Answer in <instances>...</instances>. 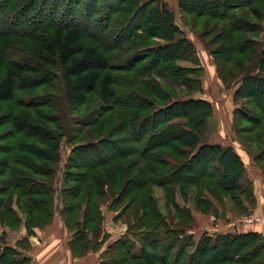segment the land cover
Listing matches in <instances>:
<instances>
[{
  "label": "rangeland",
  "instance_id": "obj_1",
  "mask_svg": "<svg viewBox=\"0 0 264 264\" xmlns=\"http://www.w3.org/2000/svg\"><path fill=\"white\" fill-rule=\"evenodd\" d=\"M5 1L6 3L10 1V4H4V9L0 8V21L4 22H0V77L4 75L6 69L14 61L24 57L33 60L37 54L36 36H39L42 30L39 28L44 24L57 25L60 22V16H63L65 20L67 16H69L68 18H71L72 15L76 16L77 23L83 26L81 42L84 45L96 46L108 58L122 57L132 50L144 46L137 40V36L141 37L140 35L144 31L134 29L137 27L138 18H134V21L129 18L131 21L130 29L134 32L138 31L134 36L135 38H129L124 36L121 31L125 19L127 20L129 15H126L127 18L125 19L122 18L123 13L114 14L108 20L104 17L107 6L114 4L117 0H94L89 10L83 7L86 0H83L78 6L73 1L64 5L66 0H60L61 4L59 3L60 6L58 4V7L56 5L58 0H55V3H51L53 0ZM20 2L21 6L19 5ZM168 4L176 11L175 1L168 0ZM6 6L9 8H5ZM66 8H70L71 11L67 15H63L62 12ZM19 11L21 12L14 17L15 22H18L17 26L15 28L10 27L9 32L2 31V29L8 28L7 16H12ZM81 11L85 16L90 17L89 21L84 15H82L83 17L79 15ZM233 13L238 17L245 16L250 21H256L258 26L256 31H238L233 35L232 28L225 20L209 15L204 17H186L185 15L183 19L179 20L181 30L194 44L202 68L196 71L188 69L179 71L182 75L180 78L184 79V83L188 84V87L187 89L174 87L171 95L206 99L214 104V117L210 115L207 117L208 122L201 130L202 139L232 144L235 147L245 164V178L248 182H252L253 196L248 194L249 190L243 184L236 192L230 193L220 190L210 179H205L197 185L193 182L181 183L182 181H178L177 178L174 180L172 178L173 181L167 187L149 184L147 185L149 189H146L148 191L143 190L142 192L146 194L152 190L161 219L166 220L169 226L176 228L185 226L189 229L188 232L193 234L195 240L199 239L204 232L213 234L233 230H258L264 236V122L259 128H256V123L247 120L246 116L239 110L233 114V110L240 106L253 108L255 115L258 113L255 103L251 102L252 104H250L249 102L252 100L251 93L255 81L246 78L244 75L251 71L256 76H264V56L260 62V67L256 68L257 63H259L258 56L261 46L255 44L245 53H240L233 61H227L231 47L229 45L230 39H228L230 35L236 39H260L264 43V14L261 19H257L248 12V7H242ZM41 16L44 18L41 19ZM79 16L81 17L78 18ZM176 17H179L178 13ZM152 22L155 23V20ZM152 22H148L146 25L149 26ZM25 25L32 28L29 36L23 31L26 28H23ZM180 32L177 34L180 35ZM160 38L161 36L158 37L155 33V36L153 35L149 39L148 44L160 42ZM113 42H119L120 45L115 46ZM140 53L143 56L145 51ZM188 54L189 60L181 59L168 62L182 67H194L195 56L192 52ZM151 58H155L154 53L151 54ZM164 64L167 63L160 65ZM43 68L42 72L33 73L37 77L35 83L26 88L18 89L14 99L0 103V160H6L9 164L6 173L0 175V245L8 246L16 253L6 249V254L12 255L14 253L16 256H23V253L27 254L31 250L29 238L37 235L36 231L44 229L51 231L50 235L55 240V245L58 246L56 250L63 252L65 248H68L67 250L73 258H81L85 255L87 258H91L94 253H98L100 263L102 260L107 263L115 257L125 258L123 252L126 247L124 245L122 247L121 244L112 248L109 253H105L108 245L123 235V233L121 234L122 231L126 232L130 228L127 220L136 221L135 217L129 219L128 215L132 209L127 210L126 214L116 217L118 215L116 209L126 200L118 202L119 204L113 202L112 192L115 193L118 190L117 187L113 190L107 189L108 198L106 200L111 203L110 207H106V203L101 204L100 207L103 216V235H100L98 242H101L102 245L95 248L94 244L91 243V248L89 247L81 255H78L81 252L79 248L75 252L76 255H73L69 245L73 233L67 229L65 220H69L70 224L79 220L81 224L84 208L82 199L86 194L84 191L86 189L84 188L79 196L73 197L75 191L79 189L68 188L75 184L81 185L88 169L76 166V159L69 160V156L72 155L76 147L82 144L83 140L97 137H103L105 141L107 138L115 141L120 140L121 145H128L126 140L129 137V129L126 120L129 118L131 108L125 104L135 101L130 102L129 100L132 98H128L125 93L132 92L137 97L134 100L142 98V104L145 106L142 114L150 112L152 101L156 103L165 102V99L156 97L158 95L156 92L159 89L158 84L154 81L155 76L152 77L156 67L150 71L151 74H148L147 77L141 76L135 70L114 72L113 75L117 80L116 89L120 97L109 101V103L102 102L98 90L87 93L84 102L67 101L63 92L64 81L57 66L49 64ZM168 71L169 75H173L170 70ZM201 73H203L201 78L203 90H189V85L194 86V84L188 78ZM168 81L169 79L166 82L162 81V84L166 87ZM168 89L170 88L168 87ZM14 116L28 118L54 132L61 133L59 159L53 163H46L20 151L17 144L21 139L36 144H41V141L36 134L26 129L16 130L15 124L12 122ZM175 120L189 123L188 118ZM105 141L99 143L94 149L89 148L82 152L83 157L88 159L87 162L91 163L93 160L98 162L103 160L102 158H112L108 154L111 144ZM159 152L161 153L160 158L167 161L166 164H158V167L166 171L174 168L177 162L188 156V152L176 148V143L163 146ZM74 154L76 155V152ZM132 156L136 157L137 155ZM132 174L133 179L139 183L142 179L141 173L137 171ZM37 179L49 183L52 181L53 193L49 192L47 185H35L34 182ZM51 198L53 201L50 200ZM34 200L36 204L33 203ZM71 204L75 206L73 213L76 215L69 216L71 211L67 209ZM62 208L66 209L64 214ZM48 212L50 213L48 214ZM251 216L257 217L259 221H244L245 218ZM87 226L92 227L93 225L88 224ZM131 229H134V225L131 226ZM102 239L105 240L102 242ZM150 246L145 252H149L150 257L155 260L157 254L161 253L162 250L160 248L156 250L154 245ZM175 252L172 251L170 256H175ZM186 257L183 256V258ZM137 262L138 260L128 258L123 264H135ZM27 264H30L29 260ZM151 264L160 263H153L152 261Z\"/></svg>",
  "mask_w": 264,
  "mask_h": 264
},
{
  "label": "trees",
  "instance_id": "obj_2",
  "mask_svg": "<svg viewBox=\"0 0 264 264\" xmlns=\"http://www.w3.org/2000/svg\"><path fill=\"white\" fill-rule=\"evenodd\" d=\"M29 1L34 2L35 0ZM69 1H73L77 6L83 2V0H66L65 3L63 1L62 3L67 5ZM93 1L86 0L83 7L87 10L91 9ZM52 2L55 3V0ZM59 3L60 0L56 2L57 7ZM4 4L9 5L10 1L6 3L5 0H0V8L4 9ZM19 5L21 6V2ZM175 6L176 11L164 0H117L114 4H109L104 12V17L107 20L111 19L114 14L123 13V19L129 15L121 30L124 36L133 38L138 31H144L140 35L141 37L137 36L138 42L144 46L113 59L104 55L96 46L84 45L81 42L83 26L77 23L76 16L68 14L71 18L67 16L66 20L60 16V22L57 25L44 24L39 28V30L42 29L41 33L36 36L37 54L33 60L24 57L14 61L0 77V103L14 99L18 89L35 83L37 77L33 73L42 72L43 67L49 64L56 65L60 72L64 81L63 92L67 101L84 102L87 93L98 90L104 103H109V101L120 97L116 89L117 80L113 75L114 72L135 70L141 76L147 77L148 74H151L150 71L156 67L155 72L152 73L159 89L156 92L158 93L156 97L165 99V102L152 101L150 112L142 114L145 109L142 98L134 100L137 97L132 92L125 93L128 98H132L129 100L130 102L135 101L125 104L131 108L129 118L126 120L129 129V137L126 140L128 145L124 146L120 144V140L115 141L107 138L106 141L111 144L108 154L112 158H102L103 160L98 162L93 160L90 163L87 162V158L83 157L82 152L89 148L94 149L99 143L105 141L103 137H97L83 140L82 144L76 147L72 155L69 156V160L76 159V166L88 169L81 185L75 184L68 188L79 189L75 191L73 197L79 196V193L84 188L86 189L84 190L86 194L82 199L84 208L81 224L79 220H75L74 224L65 220L67 229L73 233V237L69 241L73 255H76L75 252L78 248L81 251L78 255H81L89 249L91 243L95 248L102 245L101 242H98L103 233V216L100 207L104 203H106V207H110L111 203L106 200L108 198L107 189L113 190L117 187L118 190H115V193L112 192L113 202L120 203V201L126 200L116 209L118 211L116 217L124 215L127 210L132 209L128 216L129 219L135 217L136 221L127 220L130 228L110 243L105 250V253H109L119 244L122 247L124 245L126 247L123 252L125 258H111V261L107 263L102 260L100 264H123L128 258L138 260L135 264H151L152 261L160 264H264V236L260 232L255 230H233L213 234L204 232L199 239L195 240L193 234L188 232L189 229L185 226L180 228L169 226L166 220L161 219L152 190L146 194L142 193L143 190L149 189L147 188L149 184L167 187L177 178L178 181H182L181 183L193 182L197 185L205 179H210L220 190L230 193L236 192L243 184L249 190L248 194L253 196L252 182H248L245 178V166L233 146L202 139L201 130L207 123V117L212 114L211 103L206 99L191 96H172L171 92L174 91V87L178 89H187L188 87V84L184 83V79L180 78L182 75L179 71L186 69L196 71L202 68L194 44L181 30L179 20L183 19L185 15L186 17L209 15L225 20L232 28L233 35L238 31L254 32L258 28L256 21H250L245 16L238 17L233 11L248 7L250 14L261 19L264 14V0H176ZM69 11L71 9L66 8L62 13L67 15ZM20 12L7 16L8 28L2 29V31L9 32L10 27L17 26L18 22H15L14 17ZM80 13L79 15H84L82 11ZM177 13L180 19L176 17ZM85 17L86 20H90V17ZM129 18L132 21L135 20L134 18H138L137 27L134 28L138 30L137 32L130 29ZM154 20L155 23L152 22ZM148 22H152V24L146 25ZM25 27L26 25L23 28ZM31 30V27H26L23 31L29 36ZM39 30L37 29V31ZM178 32L180 35L177 34ZM155 33L156 36H161L160 42L148 44L149 39L153 35L155 36ZM233 35L228 37L231 47L227 61H233L240 53H245L252 45L256 44L261 46L258 56L259 63L256 67L259 68L264 56V43L260 39L254 38L236 39ZM113 43L115 46L120 45L119 42ZM143 51L145 53L141 56L140 52ZM190 52L195 56L194 67H182L168 62L181 59L189 60L188 53ZM152 53L155 54V58H151ZM162 63L167 64L160 65ZM168 70L173 75H169ZM202 74L188 78L194 84V86L189 85V90H203ZM135 76L137 77V74ZM244 76L255 81L251 93L252 100L249 102L250 104L255 103L258 113L255 115L253 108L240 106L233 110V114L239 110L247 120L254 121L256 128H259L264 122V76H256L251 71ZM45 77L47 78L46 75ZM167 79L169 81L165 87L162 81L166 82ZM179 118H188L189 123L175 120ZM12 122L15 124L16 130L26 129L36 134L41 141V144H36L21 139L17 144L20 151L46 163H53L59 159L61 133L54 132L28 118L14 116ZM170 143H176V148L188 152V156L177 162L171 170H161L162 168L158 167V164H166L167 160L160 158L159 151ZM112 160L113 162H110ZM8 166L6 160H0V175L6 173ZM137 171L141 173L142 177L139 183L133 179L132 174ZM34 184L37 186L47 185L49 192L53 193L52 181L49 183L37 179ZM11 196L10 199H12ZM50 200L53 201V198ZM74 207V204H71L67 209L71 211L69 216L76 215L73 213ZM65 211L66 209L62 208L63 214ZM86 224L93 226L88 227ZM132 225H134V229H131ZM104 240L102 239V242ZM166 241L168 243H165ZM150 245H154L156 250L159 248L162 250L157 254L155 260L150 257L149 252H145ZM6 249L11 252L15 251L8 246L0 245V264H27L26 257L16 256L15 252L12 255L6 254ZM172 251H176V255L173 257L170 256ZM183 256L187 257L183 258Z\"/></svg>",
  "mask_w": 264,
  "mask_h": 264
},
{
  "label": "crops",
  "instance_id": "obj_3",
  "mask_svg": "<svg viewBox=\"0 0 264 264\" xmlns=\"http://www.w3.org/2000/svg\"><path fill=\"white\" fill-rule=\"evenodd\" d=\"M164 1H166L168 3V0H164ZM173 1H175V3H176V0H173ZM210 103L212 105V114L210 116L214 117L215 106H214V104H212V102H210ZM230 145H232V144H230ZM233 148L235 149L234 146H233ZM235 151L239 154V152L236 149H235ZM240 157H241V155H240ZM241 160L243 162L242 157H241ZM243 164H244V162H243ZM244 166H245V164H244ZM245 171H246V168H245ZM123 230H125V229H123ZM256 231H258V230H256ZM124 232L125 231H122L121 234ZM36 233H38V234L29 238L31 250H29L27 252V254L23 253V256L27 257L30 264H100V258H99L98 253H94L91 256V258H87L86 255L81 257V258H73L69 254V250H67L68 248H65V250L63 252H58L56 250V248H58V246L55 245V240L52 239V237L50 235L51 231L43 229V230L36 231ZM66 242H67V240H66Z\"/></svg>",
  "mask_w": 264,
  "mask_h": 264
},
{
  "label": "built area",
  "instance_id": "obj_4",
  "mask_svg": "<svg viewBox=\"0 0 264 264\" xmlns=\"http://www.w3.org/2000/svg\"><path fill=\"white\" fill-rule=\"evenodd\" d=\"M244 221L245 222H252V221H259V219L257 217L255 218L254 216H251V217L245 218Z\"/></svg>",
  "mask_w": 264,
  "mask_h": 264
}]
</instances>
